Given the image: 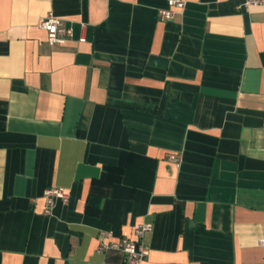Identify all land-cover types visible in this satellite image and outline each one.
Segmentation results:
<instances>
[{
  "label": "crops",
  "instance_id": "1",
  "mask_svg": "<svg viewBox=\"0 0 264 264\" xmlns=\"http://www.w3.org/2000/svg\"><path fill=\"white\" fill-rule=\"evenodd\" d=\"M184 1L0 0V264H264V8Z\"/></svg>",
  "mask_w": 264,
  "mask_h": 264
},
{
  "label": "built area",
  "instance_id": "2",
  "mask_svg": "<svg viewBox=\"0 0 264 264\" xmlns=\"http://www.w3.org/2000/svg\"><path fill=\"white\" fill-rule=\"evenodd\" d=\"M166 5L157 10L160 20L171 19L178 11L182 10L185 5L184 0H165ZM262 6L264 8V0H241L238 6L246 11L251 6ZM38 27L46 32V38L50 45L63 44L73 35V30L64 24V21L49 11L43 16ZM82 40V39H81ZM170 159L179 160L176 155H170ZM42 197L44 199V214H50L57 200L67 202L68 193L63 187L53 186L43 190ZM149 224H139L133 228L132 237L121 236L113 239L112 232L106 229H100L98 232L97 252L107 253L110 251L118 252L123 257V264H140L149 254V248L143 242L146 231L150 230ZM264 245V240L259 241Z\"/></svg>",
  "mask_w": 264,
  "mask_h": 264
},
{
  "label": "trees",
  "instance_id": "3",
  "mask_svg": "<svg viewBox=\"0 0 264 264\" xmlns=\"http://www.w3.org/2000/svg\"><path fill=\"white\" fill-rule=\"evenodd\" d=\"M98 202L99 199L97 197H93L92 199H90V203H89V207H92V210H97L98 209ZM95 220H93L92 222H94Z\"/></svg>",
  "mask_w": 264,
  "mask_h": 264
}]
</instances>
